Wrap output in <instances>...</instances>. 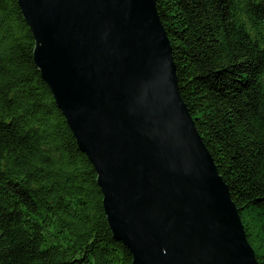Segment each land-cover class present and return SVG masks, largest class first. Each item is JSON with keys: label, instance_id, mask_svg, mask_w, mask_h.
<instances>
[{"label": "trees", "instance_id": "trees-1", "mask_svg": "<svg viewBox=\"0 0 264 264\" xmlns=\"http://www.w3.org/2000/svg\"><path fill=\"white\" fill-rule=\"evenodd\" d=\"M180 93L264 264V0H156ZM0 0V264H133L97 172Z\"/></svg>", "mask_w": 264, "mask_h": 264}, {"label": "water", "instance_id": "water-1", "mask_svg": "<svg viewBox=\"0 0 264 264\" xmlns=\"http://www.w3.org/2000/svg\"><path fill=\"white\" fill-rule=\"evenodd\" d=\"M133 264H259L184 101L156 0H18Z\"/></svg>", "mask_w": 264, "mask_h": 264}]
</instances>
